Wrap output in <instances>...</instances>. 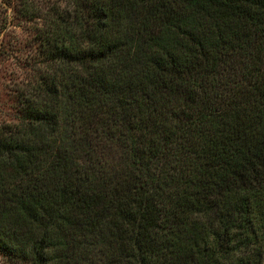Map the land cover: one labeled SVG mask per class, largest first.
Listing matches in <instances>:
<instances>
[{
    "label": "trees",
    "instance_id": "obj_1",
    "mask_svg": "<svg viewBox=\"0 0 264 264\" xmlns=\"http://www.w3.org/2000/svg\"><path fill=\"white\" fill-rule=\"evenodd\" d=\"M12 9L35 21L44 67L0 122V250L22 264H264V0Z\"/></svg>",
    "mask_w": 264,
    "mask_h": 264
},
{
    "label": "rangeland",
    "instance_id": "obj_2",
    "mask_svg": "<svg viewBox=\"0 0 264 264\" xmlns=\"http://www.w3.org/2000/svg\"><path fill=\"white\" fill-rule=\"evenodd\" d=\"M17 0H0V122L15 121L17 88L35 77L41 63L34 42V22L17 19ZM0 264H22L0 250Z\"/></svg>",
    "mask_w": 264,
    "mask_h": 264
}]
</instances>
